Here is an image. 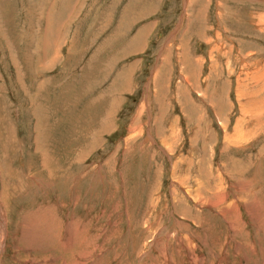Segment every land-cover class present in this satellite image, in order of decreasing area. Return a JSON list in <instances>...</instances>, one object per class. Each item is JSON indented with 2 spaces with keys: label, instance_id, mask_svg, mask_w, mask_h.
<instances>
[{
  "label": "rangeland",
  "instance_id": "rangeland-1",
  "mask_svg": "<svg viewBox=\"0 0 264 264\" xmlns=\"http://www.w3.org/2000/svg\"><path fill=\"white\" fill-rule=\"evenodd\" d=\"M0 202V264H264V0H0Z\"/></svg>",
  "mask_w": 264,
  "mask_h": 264
},
{
  "label": "bare ground",
  "instance_id": "bare-ground-1",
  "mask_svg": "<svg viewBox=\"0 0 264 264\" xmlns=\"http://www.w3.org/2000/svg\"><path fill=\"white\" fill-rule=\"evenodd\" d=\"M189 3H190V0H189ZM190 16V15H189ZM196 18V17H195ZM251 18V17H250ZM194 22V21H193ZM257 23V22H256ZM262 26V25H261ZM221 195V194H220ZM227 195V194H226ZM225 195V196H226ZM226 198H228V197H226ZM211 200V199H210ZM225 200V199H224ZM223 201V200H222ZM209 202V201H208ZM203 203H204V201H203ZM219 203H220V201H219V199H217L216 200V202L214 201H210V203H207V204H209V205H215V204H218L219 205ZM210 207V206H209ZM2 208H3V205L1 204V202H0V217H1V224H2V233H1V237L0 238H7V236H8V227H7V222L8 221H6L7 220V218L5 217V209L4 210H2ZM246 208V207H245ZM248 211V210H247ZM252 211H259V209L257 210L256 208L255 209H253ZM261 211V210H260ZM42 212V211H41ZM250 212V211H249ZM249 212H248V215H249ZM8 213V212H7ZM227 213L230 215V214H236V213H240V212H238L237 211V209H236V205H234V208H233V210L231 211V210H227ZM252 213V212H251ZM262 213V212H261ZM260 214V213H259ZM263 214L264 213H262V215L260 216L262 219H263ZM9 215V214H8ZM44 215V214H43ZM223 215V214H222ZM222 215H221V217H222ZM225 215V214H224ZM229 215H228V217H229ZM250 216H252V218L253 217H255V216H253V215H251L250 214ZM238 217H239V215H238ZM237 217V218H238ZM241 217V216H240ZM239 217V218H240ZM223 218H224V216H223ZM40 219H43V217L42 218H40ZM234 219V218H233ZM235 219H236V217H235ZM256 220H258V218H255ZM262 219H260V222L261 223H263L264 221L262 220ZM252 222V221H251ZM116 223V222H115ZM25 224V223H24ZM24 224H23V226H24ZM110 225V224H109ZM75 226V225H74ZM232 227H233V224H231V230H232ZM260 229H263L264 230V228H262L261 226H260ZM263 230H259L260 232H262ZM74 231V227L73 228H71L70 230H69V232L66 234V247H65V250H64V252L65 251H73V249H74V247H75V245H76V243H75V236H73L74 234H72V232ZM77 231V230H76ZM263 233V232H262ZM146 234V233H145ZM235 236H238L237 234H235L234 233V237ZM157 237V236H156ZM158 238V237H157ZM190 238V237H189ZM210 239V238H209ZM3 240V239H2ZM154 240V239H153ZM151 242H153V241H151ZM158 242V241H157ZM157 242H155V244L154 245H156L157 244ZM145 243V242H144ZM3 244H4V241H2L1 243H0V248H2L3 247ZM5 245V244H4ZM144 245V244H143ZM186 245V244H185ZM236 245V251L238 250V247L240 246V244L239 243H236L235 244ZM184 246V245H183ZM195 250V249H194ZM2 250L0 249V252H1ZM94 252V251H93ZM91 253V254H90ZM89 254H90V258H87L88 260H85L84 258H78L76 261H74L73 259L75 258H71V260L70 261H65L64 259H58V258H54V259H52L51 260V263H53V264H57V261H60V260H63L64 262H62L61 264H93L94 263V261H93V259H92V256H93V253L92 252H90ZM84 254V253H83ZM144 254H146V253H144ZM74 255H75V253H74ZM73 255V256H74ZM143 255V254H142ZM189 255H190V253H189ZM253 255H254V253H253ZM99 256V255H98ZM140 256H141V253H139V258H140ZM200 256V255H199ZM195 256L193 255L192 256V262H193V258H194ZM142 258V257H141ZM163 258H164V260H165V264H171V263H167V262H169L168 260H170L169 259V256L167 255V254H165V255H163ZM186 258H188V257H186ZM219 258V257H218ZM221 258V257H220ZM99 259V258H98ZM154 259V258H153ZM223 260L222 261H225L226 260V258H222ZM220 260V259H219ZM241 260H247V264H248V260L250 261V259L248 258V257H245V258H242ZM155 261V260H154ZM221 261V262H222ZM142 262V261H141ZM50 263V262H49ZM196 263H199V264H204V262L202 261V257H199V260H198V262H196ZM96 264H97V262H96ZM152 264V263H151ZM154 264H156L155 262H154ZM195 264V263H194Z\"/></svg>",
  "mask_w": 264,
  "mask_h": 264
}]
</instances>
